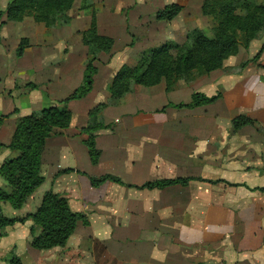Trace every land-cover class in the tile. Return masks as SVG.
I'll return each instance as SVG.
<instances>
[{"label":"crops","instance_id":"1","mask_svg":"<svg viewBox=\"0 0 264 264\" xmlns=\"http://www.w3.org/2000/svg\"><path fill=\"white\" fill-rule=\"evenodd\" d=\"M254 2L264 5V0ZM3 17L0 164L14 155L5 146L18 117L51 106L66 107L72 117L67 128L55 129L45 140L43 183L19 209L1 203V213L15 217L34 212L43 193L51 190L86 220L77 222L64 247L40 254L29 247L28 257L38 254L44 264H52L59 251L79 254L87 264H264V32L188 87L167 92L162 84L137 86L120 105L102 106L98 121L103 127L94 133L99 156L93 164L81 129L88 111L107 102L110 80L123 65L106 67L117 46L112 24L103 30L96 17L98 33L114 42L109 55L99 54L93 62L90 92L61 103L83 80L86 54L79 29L73 22L33 26L28 50L13 59L1 43L8 41V26L18 22L3 23ZM257 53L259 58L253 60ZM101 55H107L104 64ZM246 60L249 63L239 69ZM7 75L12 84L5 87L1 77ZM27 81L33 88L23 87ZM193 93L220 97L210 104L175 107L187 104ZM238 116L251 123L233 130L232 119ZM104 175L121 183L91 185L90 178ZM177 178L190 180L185 185L143 187ZM5 186L0 177V187ZM24 224L1 229L0 248L8 229L21 225L29 232L30 221Z\"/></svg>","mask_w":264,"mask_h":264},{"label":"trees","instance_id":"2","mask_svg":"<svg viewBox=\"0 0 264 264\" xmlns=\"http://www.w3.org/2000/svg\"><path fill=\"white\" fill-rule=\"evenodd\" d=\"M73 3L74 0H10L1 15L5 17L3 23L19 22L25 16H31L35 22L52 28L61 24L60 21L66 18ZM180 11L179 4L169 3L157 9L154 18L158 21H171ZM201 12L214 21L211 36H207L201 29H193L182 44L167 42L143 51L134 66H121L113 76L107 87V104L120 105L125 96L137 86L148 87L163 83L168 92L174 89L179 80L189 82L207 75L221 68L226 58L237 54L239 46L247 48L253 39L264 32V5L257 4L254 0H205L201 5ZM80 38L87 48L83 80L61 103L83 98L90 92L96 72L93 62L99 53H108L114 42L111 37L98 33L94 17L88 28L80 32ZM25 41L22 39L17 45L16 57L22 56ZM259 55L257 53L253 60L258 59ZM248 63L247 60L241 62L239 69H243ZM219 97V93L210 97L193 93L187 104L174 106L191 108L213 103ZM105 104L88 111V122L81 129L87 135L83 143L93 164L99 156V151L95 148L94 133L103 127L98 121V115ZM71 117L72 113L66 107L51 106L16 119L11 140L5 146L14 155L0 164V177L6 184L5 188L0 187V204L8 203L13 209H19L43 183L40 167L45 140L55 129L67 128ZM3 118L5 116H1L0 124ZM250 123L251 120L247 117L238 116L232 119V128L236 130ZM107 180L121 183L110 175L90 178V183L96 187ZM189 180L190 178L157 180L145 183L143 187L162 188L177 183L185 185ZM27 221L31 223L28 227L30 247L38 251L64 247L77 222L86 223L83 215L69 209L64 197L51 190L43 193L34 212L24 216L3 215L0 205V230ZM8 264L22 263L18 257L13 256Z\"/></svg>","mask_w":264,"mask_h":264},{"label":"rangeland","instance_id":"3","mask_svg":"<svg viewBox=\"0 0 264 264\" xmlns=\"http://www.w3.org/2000/svg\"><path fill=\"white\" fill-rule=\"evenodd\" d=\"M7 1L8 0H0V19H2L3 15H1V13L4 11L5 8L3 9V7ZM204 1L205 0H97L96 2H89L87 0H75L66 18L60 21L61 24L58 23L55 25V27L73 22L77 27L76 29H79L78 32L80 34V32L88 28L92 17L96 18L99 16L103 30L107 29L108 31L109 28H106L107 25L112 24L111 30L117 39V46L115 43V55L111 58L106 67L108 66V68L114 69L121 66V64H123L122 66H134L143 51L167 42L182 44L187 34L193 29H201L207 36H211L214 21L212 17L202 14L201 5ZM173 2L181 6V11L174 19L171 21H158L154 18L157 9ZM38 24L44 26L42 23L35 22L31 16H25L18 23L10 24L7 30H5L7 36L6 40L8 41L3 44L1 43L3 47L1 49L7 50V54L10 53L12 56L11 58L14 59V51L20 41L24 39L26 41L23 45L25 47L24 49L27 51L30 46L29 39L33 30L32 28L33 26L37 27ZM14 26L17 27L15 30L13 28ZM110 52L111 50L108 53L102 52L99 54L109 55ZM86 53L87 48L85 47V54ZM107 55L100 56L103 60L101 62L102 64L107 62ZM25 57L28 58L26 61L29 62V55L26 54L24 55V58ZM1 82L4 83L5 87L12 84L9 83L11 82V77H9V75L1 77ZM190 82L191 81L179 80L173 90L179 86L188 87ZM31 84V82L27 81L23 87L33 88ZM159 84L164 86L163 83ZM15 85H17L16 82ZM107 102H105L106 104L104 103L105 105L103 108L110 106ZM29 205L31 206L32 204ZM2 211L8 214L5 210ZM3 232H5V230H0L1 235H3ZM6 233V236H1L0 264H8L13 256L18 257L21 263L23 261L24 263L22 264H44L42 262L44 259H38V254H33L31 257L27 256L28 254H26V252H28L30 247V236L29 232L22 229L21 225L13 229H8ZM13 239H15L18 248L15 245L13 246ZM37 252L39 254L42 253L39 251ZM62 256H64V264H87L85 259L79 257V254L73 255L69 253L65 255L61 254L59 251L56 252L53 259L54 263L52 264H63L61 262V259H63L61 258ZM21 258H23V260H21Z\"/></svg>","mask_w":264,"mask_h":264}]
</instances>
